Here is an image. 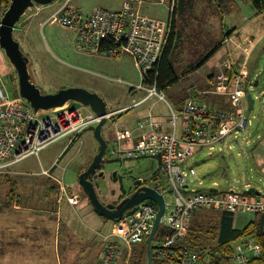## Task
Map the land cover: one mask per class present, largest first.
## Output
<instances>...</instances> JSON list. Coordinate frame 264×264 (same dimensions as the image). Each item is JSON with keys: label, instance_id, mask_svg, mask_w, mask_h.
I'll return each mask as SVG.
<instances>
[{"label": "rangeland", "instance_id": "rangeland-1", "mask_svg": "<svg viewBox=\"0 0 264 264\" xmlns=\"http://www.w3.org/2000/svg\"><path fill=\"white\" fill-rule=\"evenodd\" d=\"M64 1L55 0L53 4L40 9L39 12L37 7L40 8L41 5L35 4L21 17L22 23L17 25V29L14 31V36L20 42L23 52L31 60L29 64L31 80L44 93L55 92L60 88L70 86L84 87L102 96L109 109L124 106L132 103L134 99H138L139 95L132 93L130 89L140 83V75L129 56L121 55L118 56L120 58H117L104 54L97 56L93 53L79 52L74 47L71 29L47 21L48 17L57 9L56 7ZM157 1L146 2L142 4L141 9L150 16L166 19L169 11ZM121 2L123 0H70V4L78 5L77 8L85 14L89 13L96 5L108 9H118L121 7ZM189 12L191 16L189 19L187 18L188 24L183 32V50L180 59L175 63L181 80L172 89L165 92L167 100L173 104L172 96L184 94L186 96L195 94L196 98V91L198 92L199 88L207 89V80L210 74L212 77L215 74L213 79L210 77L209 79L218 86L221 69L226 76V71L221 65L218 69V65L226 57L222 55L225 50L228 52V47L232 49L240 47L238 49V51L241 50L240 62H237V57L229 56L226 64L231 65L233 75H235V70L241 69L247 73L242 90L246 95L251 92L255 98L253 109L246 105L245 115L250 123L244 130L228 135L223 143L224 147L222 144H218L212 150L203 147L186 160L185 165L193 166L196 170L195 178L190 177L189 183L191 187L199 190L213 187V182H217L216 188L219 190L242 191L254 186L261 194H264L262 157L264 151V13L257 15L250 0H196ZM45 19L46 23L42 24ZM179 22L182 25V21ZM225 31H227L225 42L228 45L224 43L220 45ZM235 32L238 39L233 41L229 36ZM249 44L254 48H248ZM216 48L219 49L215 50ZM214 50L215 53L205 64L189 72L187 66L191 62L199 63ZM7 63L1 56L0 74L2 78L0 82L3 80L10 94L16 95L12 89L17 90L18 88L11 80V73L14 68L8 59ZM256 81L258 83L254 85ZM203 98L198 97L196 99L208 105ZM69 103L81 107L85 112L92 111L89 107L78 102ZM139 109L141 110L142 107L124 112L122 114L123 120L132 121L131 118L136 117ZM153 112L167 115L168 109L164 103H157ZM111 122L109 120L103 129V136L107 141L109 139L106 130ZM122 123L120 121L118 124L121 125ZM94 126L95 124L92 128L89 127L82 131L80 137L71 146L69 137L59 138L42 148L38 155L27 156L8 169L13 173V177L18 183L17 190L19 193L15 206H19V211L26 208V195L32 197L28 207H39L40 202L36 199L35 192H38V188L43 186L42 182L46 184L52 182L48 176L38 174L35 171L40 172L43 167L51 168L55 164L59 170L58 173L55 170V174L60 175L61 182L77 188L74 190H79L77 193L80 198L84 199V204L77 207L81 222L78 220L77 224L74 222L70 225V223H65L64 219L56 220V215L51 217L50 228L46 233L49 235L48 246L43 254L44 262L48 261L49 264H61L60 260H62V264H69L71 260H75L77 264H87L105 238H115L112 235L115 221L104 219L98 215L85 200L79 186V174L82 172V168L87 162L92 161L98 150V141L94 137ZM113 127H115L114 123L110 129H114ZM110 148L107 144V151L102 163L106 174L91 178L100 200L107 203L110 202L109 200H117L122 193L131 194L130 182L132 183L140 176L148 177L152 172L150 159H117L110 155ZM67 160L69 163L66 168H63L62 165ZM117 165L119 167L116 168ZM114 171H117L115 177ZM248 183L250 185L246 187L245 184ZM1 189L3 190V187ZM250 196L258 195L251 193ZM166 200L173 203V195L166 194ZM4 202L3 191H0V204L6 206L7 203ZM1 210L5 212L6 208ZM11 211L10 213L15 214L13 209ZM194 215L195 213L193 217ZM21 218L26 223L28 217H15V222L16 220L21 222ZM252 218H254L253 213H236L235 224L238 227L244 226ZM9 221L8 216L6 222ZM29 222H31V218H29ZM35 223L36 220L34 219L33 224ZM68 225L74 228L75 234ZM166 232L167 227L160 224L154 241L156 242ZM247 239L250 240V238ZM29 245L32 247L34 244L30 242ZM133 247L139 250L142 246L133 245ZM130 250L129 252L132 253V249ZM18 259L24 262L28 259L27 264H38L40 261L35 253L25 254ZM154 264H156V260H154Z\"/></svg>", "mask_w": 264, "mask_h": 264}, {"label": "built area", "instance_id": "built-area-1", "mask_svg": "<svg viewBox=\"0 0 264 264\" xmlns=\"http://www.w3.org/2000/svg\"><path fill=\"white\" fill-rule=\"evenodd\" d=\"M146 2L155 1L124 0L118 9L96 5L85 14L71 5L70 0H65L47 19L50 23H57L73 31L74 47L79 52L131 57L141 80L133 89L142 91L144 96L134 99L130 104L108 108L107 118L127 112L153 96L165 99L156 83H146L145 77L156 67L168 45L174 0L157 1L169 11L166 19L144 13L141 6ZM21 23L20 21L17 25ZM106 41L108 47L101 49ZM249 47L254 48L250 44ZM1 56L6 60L7 56L0 47ZM234 74L233 84L229 86L221 70L217 88L218 93L229 96L231 109H215L202 104L193 96H187L181 109L169 105V118L165 122L170 127L169 131H159L162 123L149 114L139 118L136 123L142 129L140 142L123 147L122 139L127 132L118 129L117 137L110 146V155L116 158L148 157L156 160L153 172L148 177H139V183L133 184L131 191L132 193L138 187L148 186L164 196L165 210L159 225H165L169 231L153 242L156 264H198L199 255L187 242V236L193 214L200 209L234 213L264 212V196L251 197L243 190H219L216 188L217 182H213V187L206 190L191 187L189 178H195L196 170L193 166L185 165L186 160L203 147L210 150L218 144L224 147L223 143L228 135L244 130L250 123L245 115V109L249 106L247 95L242 90L247 73L241 69L235 70ZM1 78L0 74V80ZM98 120V115L93 111L85 112L81 107L70 103L36 112L21 95L11 96L2 80L0 173L27 156L38 155L42 148L59 138L69 137V142H72L78 134ZM262 157L264 170V151ZM58 182L61 194L67 193L61 180ZM249 185L246 184V187ZM214 188L216 190H212ZM166 194L173 195V203L167 202ZM66 197L72 204L79 202L78 194H67ZM158 208L159 205L154 200L144 199L133 214L115 220L112 230L115 238L105 241L94 264H116L125 249L130 251L133 245L146 242ZM231 245L235 264H247L260 252L259 244L253 239L239 240Z\"/></svg>", "mask_w": 264, "mask_h": 264}, {"label": "crops", "instance_id": "crops-1", "mask_svg": "<svg viewBox=\"0 0 264 264\" xmlns=\"http://www.w3.org/2000/svg\"><path fill=\"white\" fill-rule=\"evenodd\" d=\"M122 3L123 2H121L120 6H122ZM51 4H53V2ZM61 4L59 6H57L56 8L58 9L61 6ZM47 6H49V5H41L40 8L37 7L38 12L40 11V9L46 8ZM75 7H78V5H76ZM117 7H119V6H117ZM89 11H90V9L88 10V12ZM46 19L43 20L42 24L46 23ZM229 37L233 41L238 39L236 37V32L232 33ZM73 39H74V33H73ZM225 40L223 41V43L226 45L227 42H225ZM239 48L240 47H238V48L234 47L232 49V48L228 47L227 48L228 52H226V50H225L224 51L225 53L222 55V56L225 55L226 57L220 63L218 60V63H219L218 69H219V66L221 65L223 67V69L226 71L225 77H226V82L229 84V86L233 84V79L231 78L232 82L231 81L229 82V76L227 75V71H230L232 69H231V65L226 64V62H227L229 56L237 57L236 58L237 62H240L239 56H240L241 50L238 51ZM93 54H95V53H93ZM95 55L100 56L102 54H95ZM116 57L120 58L118 56H116ZM220 59H221V56H220ZM210 75L208 76V80H207V84H208L207 89L203 90V88H199V91L198 92L196 91V95H197L196 98H198V97L203 98L204 97L205 99H207V100H205L203 98L204 102L208 104L207 106L215 108V109H224V110L231 109L232 104L230 103L229 96L226 94H220L217 92L218 86H216V84L213 83V81L211 80L214 78L215 74H213V77H210ZM209 77L211 79H209ZM180 80H181V78H180ZM172 88H170V89H172ZM170 89H168L166 91H162L164 93V96H165V92L169 91ZM130 91L136 95H139V98L144 96V93L142 91L134 90L133 88L130 89ZM192 95L195 98V94H192ZM186 97H187L186 94L172 96L173 104H171L167 100L166 96H165V99H160L156 96H153V97L149 98L147 101H145L144 103L140 104L139 106H136V107H142V109L138 110V114H136V117H132L131 118L132 121L130 120V122L123 120V118H122L123 113L107 118V122L105 124H107L109 120L112 121L109 124V128L106 130L107 131V138L109 139L107 141V144L109 146L112 145L113 141L117 137V130L118 129H123L127 132L126 137L122 139V146L123 147H130V146H133L135 143L140 142L142 140V129H140L136 123H137V120L139 118L146 116V115H149V114L152 115L154 120L160 121L162 123L161 127L159 128V131H161V132L169 131L170 127L167 126V124L165 123L169 118V113H170L169 105H171L175 109H181L183 106L184 99ZM157 103H164L166 105V107L168 109L167 115H165L163 113H154L153 112L154 106ZM128 104H130V103H128ZM202 104H204V103H202ZM125 105H127V104H125ZM121 106H123V105H121ZM136 107H134V108H136ZM120 121L123 122L121 125L118 124ZM113 123H114L115 127H113L114 129H110V127H112ZM105 124H104V126H105ZM104 126H103V129H104ZM103 129H102V132H103ZM142 159H150L152 161L150 168L152 169V172H153V170L155 169V166H156V160L152 159V158H148V157L142 158ZM68 163H69V160H67L64 163V165H62L63 168H66ZM51 165H53V164H51ZM51 165H50V167H51ZM117 167H119V165H117L116 168ZM57 168H58L57 164H55L51 168L43 167L40 172L35 171L38 174H44V175L48 176V178L51 179V182H52V183L48 182V184H46L45 182H42L43 186L38 188V192H35L36 193L35 194L36 199H38L40 202L39 207H33V208L28 207L29 203H31L30 201L32 200V197L29 195H26V198H27V200L25 202L26 205L24 204L26 206V208L20 209V211H19V206H14L8 210L6 209L5 212L3 210H0V264H27L28 259L26 260V262H24V261H20L18 258L20 256H24L25 254L29 255L31 253H35L36 256L38 257V259H40V261H38V264H49L48 261L44 262L45 257H43V254H44L45 248L48 246L49 235L48 234L46 235V233L48 232V228H50L49 222L51 220V217L56 215V220L61 221L64 219V222L70 223V225L74 224V222H75V224H77L78 220L81 222V219L78 216L77 207H79L81 204H84V199L82 197L80 198V195L78 194L79 190H74L73 193H70L68 190V187L73 188V189H77V188H75L74 186H69L66 183L63 184V186H64L67 193H64L65 195L61 194L60 183H58V181L61 180L59 178L60 175L55 174V170H56V173H58V171H59V170H57ZM105 173L106 172H104V174ZM140 177H142V176H140ZM136 180H138V178H136L132 183L130 182V184H131L130 185V187H131L130 192L132 191L133 184H135ZM52 184H54V186H56L57 192H58L57 194L54 192L55 190L53 188L49 187L50 185L52 186ZM57 184L59 187L57 186ZM245 186H246V184H245ZM18 193H19V190H18ZM67 194H78L79 195L78 196L79 202L77 204L70 203L68 201V199L66 198ZM109 201H111V200H109ZM12 209L14 210L15 214L10 213V211ZM4 213H5V215H4ZM8 213H10V214H8ZM88 215L91 216L90 214H88ZM8 216H9L10 221L7 223L6 220H7ZM15 217L16 218H19V217L27 218L28 217V218L26 220V223H24L22 218H21L22 219L21 222H17V220L15 222ZM29 218H31V222H29ZM34 219L36 220L35 224H33ZM70 225H68V226H70ZM69 229H71L75 234L76 231L74 230V228H72L70 226ZM107 239L108 238L104 239L103 243H101V245L96 249V252L94 253V255L92 256V258L90 259V261L87 264H94L95 263V261L97 260L99 254L103 248V245ZM30 242L34 244L32 247H30V245H29ZM131 249H132V247H131ZM130 254H131V252H129L128 249H125L123 254L121 255L120 259L116 262V264H128L129 259H130ZM60 263L62 264V260H60ZM69 264H77V263L75 260H71L69 262Z\"/></svg>", "mask_w": 264, "mask_h": 264}, {"label": "trees", "instance_id": "trees-1", "mask_svg": "<svg viewBox=\"0 0 264 264\" xmlns=\"http://www.w3.org/2000/svg\"><path fill=\"white\" fill-rule=\"evenodd\" d=\"M10 2L11 0H0V18L8 8ZM195 2L196 0H174L172 30L168 45L156 67L150 70L145 77L146 83H156V86L161 91H166L177 85L181 78V75H179L176 70L175 63L180 59V54L183 50V32L188 24V19L191 16V11L189 12V10ZM250 3L257 15L264 13V0H250ZM180 20L182 21V25L179 24ZM226 36L227 32L225 31L223 33L220 45L225 40ZM111 43L113 42L111 41ZM106 47H108L107 41L106 45L104 42V45L101 49H104ZM217 49L219 48H216L215 50ZM215 50L209 56L202 59L199 63L191 62V64L187 66L189 72L205 64L206 61H208L210 57L213 56ZM227 75L229 76L230 82L232 80L231 78L233 75V71H227ZM210 77H212V75ZM11 80L15 83L16 88H18L17 73L15 68L14 71L12 70ZM12 90L16 95L10 94L11 96L17 97L20 95L18 89ZM92 127L93 126H91L90 128ZM80 135L81 133L72 140L70 146L80 137ZM90 161L87 162V164L82 168L83 170L87 168ZM8 169L9 167L6 168L4 172L0 173V191H3L5 197L4 203H7L6 206L4 204H0V210L4 208L8 210L17 204L18 183L13 177V173ZM92 176L93 175H91L90 178H92ZM79 186L85 200H87L88 203L92 206L83 188L80 184ZM2 187L3 190L1 189ZM49 187L53 188L56 194L58 193L57 188L56 186H54V184H52V186L50 185ZM68 190L70 193H73L74 191V189L70 187H68ZM124 195L125 193H122L118 196V198H121ZM259 195L264 196V194H261V192ZM253 214L254 218L249 220L244 226L238 227L235 224L236 213L234 212L213 209H200L196 211L194 217L189 223L187 242L192 246L193 250L198 253V264H235L233 263L234 249L231 244L233 242L247 238L256 240L260 246L259 254L257 256H253L249 260V262H247V264H264V212H254ZM103 218L106 219L105 217ZM168 231L169 230L167 229V232ZM164 234L165 233H163L162 235ZM137 245H141L142 247L139 250L134 249V247L132 248V253L128 264H145V261L147 259V244L146 242H144ZM154 260L155 257L153 254L152 264H154Z\"/></svg>", "mask_w": 264, "mask_h": 264}, {"label": "water", "instance_id": "water-1", "mask_svg": "<svg viewBox=\"0 0 264 264\" xmlns=\"http://www.w3.org/2000/svg\"><path fill=\"white\" fill-rule=\"evenodd\" d=\"M55 0H11L8 8L0 18V47L4 50L10 63L17 73V85L19 94L25 98L37 112L39 110H51L62 107L69 102H78L81 105L89 107L99 120L95 124L93 131L94 137L98 141V150L87 168L79 174V184L88 196L94 211L105 217L107 220H118L122 216L133 214L137 205L144 199H151L159 205L153 226L146 239L147 259L146 264L153 263V239L158 230L160 219L165 210V200L161 193H158L151 187H138L135 191L123 198L118 203L102 202L96 191L95 184L90 178L91 174L96 172L103 163L107 151V140L103 136V126L107 122L108 105L106 100L97 92L90 91L80 86H70L60 88L55 92L44 93L40 87L31 80L29 71L30 58L23 52L20 42L15 38L14 31L20 18L25 12L35 4L49 5ZM258 81L254 83L257 85ZM249 107L254 108L255 98L251 92L247 93ZM117 171H114V177ZM101 170L99 175H102ZM139 183V179L135 184ZM216 190V188L212 189ZM244 193L260 194L254 186L245 188Z\"/></svg>", "mask_w": 264, "mask_h": 264}, {"label": "flooded vegetation", "instance_id": "flooded-vegetation-1", "mask_svg": "<svg viewBox=\"0 0 264 264\" xmlns=\"http://www.w3.org/2000/svg\"><path fill=\"white\" fill-rule=\"evenodd\" d=\"M101 170H104V168L101 166L96 172H94L93 174H91V175H93L94 177L96 176V175H98L99 176V173H100V171ZM104 172H106V170H104ZM102 175H104V173L102 174ZM129 194H125L123 197H119L117 200H111L110 202H114V203H118L119 201H121L123 198H125V197H127ZM105 203H107V202H105Z\"/></svg>", "mask_w": 264, "mask_h": 264}, {"label": "clouds", "instance_id": "clouds-1", "mask_svg": "<svg viewBox=\"0 0 264 264\" xmlns=\"http://www.w3.org/2000/svg\"><path fill=\"white\" fill-rule=\"evenodd\" d=\"M33 7V6H32ZM20 21V20H19Z\"/></svg>", "mask_w": 264, "mask_h": 264}]
</instances>
